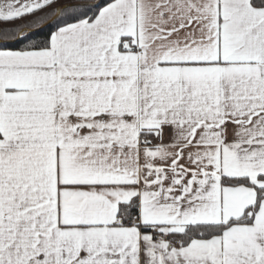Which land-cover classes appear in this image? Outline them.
Wrapping results in <instances>:
<instances>
[{
    "label": "snow or ice",
    "instance_id": "6c2138e0",
    "mask_svg": "<svg viewBox=\"0 0 264 264\" xmlns=\"http://www.w3.org/2000/svg\"><path fill=\"white\" fill-rule=\"evenodd\" d=\"M0 264H264V0H0Z\"/></svg>",
    "mask_w": 264,
    "mask_h": 264
}]
</instances>
